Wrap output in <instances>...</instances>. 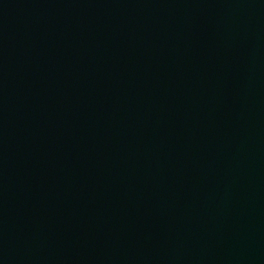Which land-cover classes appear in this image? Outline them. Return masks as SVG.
<instances>
[{
	"label": "water",
	"instance_id": "obj_1",
	"mask_svg": "<svg viewBox=\"0 0 264 264\" xmlns=\"http://www.w3.org/2000/svg\"><path fill=\"white\" fill-rule=\"evenodd\" d=\"M0 264H264V0H0Z\"/></svg>",
	"mask_w": 264,
	"mask_h": 264
}]
</instances>
